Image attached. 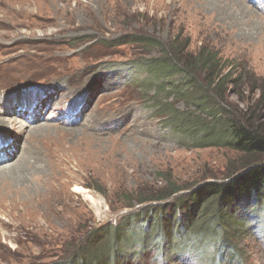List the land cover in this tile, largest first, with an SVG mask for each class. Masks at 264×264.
Wrapping results in <instances>:
<instances>
[{
	"label": "rangeland",
	"instance_id": "rangeland-1",
	"mask_svg": "<svg viewBox=\"0 0 264 264\" xmlns=\"http://www.w3.org/2000/svg\"><path fill=\"white\" fill-rule=\"evenodd\" d=\"M133 34L181 63L200 48L216 52L234 80L224 100L264 128V0H0V115L11 121L0 126V264H67L89 226L136 209L124 197L163 187L160 174L192 182L237 165L238 152L199 146L175 125L214 118L165 84L180 75L149 82L133 67L163 55ZM258 226L231 239L239 264H264ZM213 245L144 249L120 264H205Z\"/></svg>",
	"mask_w": 264,
	"mask_h": 264
},
{
	"label": "trees",
	"instance_id": "trees-1",
	"mask_svg": "<svg viewBox=\"0 0 264 264\" xmlns=\"http://www.w3.org/2000/svg\"><path fill=\"white\" fill-rule=\"evenodd\" d=\"M132 36L130 41L158 47L163 54L134 62L135 69L146 71L149 82L180 75L165 84L172 85L189 106L213 116V124H193L188 115L175 120L183 135L193 137L199 146H225L238 152L240 158L232 169L192 182H178L171 175L160 174L165 181L163 187H142L124 197V207L137 206L136 209L125 213L115 224L109 220L89 226L80 240L81 246L77 245L67 264H120L126 258V262L140 258L144 249L164 255L169 247L177 252L196 247L198 254L197 249L206 247L208 239L215 245L205 264H239L231 239L247 226H264V215H258L264 210V128L251 113L235 115L224 100L225 86L230 83L234 87V80H230L228 64L216 52L200 48L181 63L170 51L167 53L169 49L159 40L146 35ZM100 42L106 45L105 41ZM197 72L203 75V81L198 82ZM163 107L165 104L156 109ZM131 219L137 223L135 229L124 226ZM123 243L125 248H120Z\"/></svg>",
	"mask_w": 264,
	"mask_h": 264
},
{
	"label": "bare ground",
	"instance_id": "bare-ground-1",
	"mask_svg": "<svg viewBox=\"0 0 264 264\" xmlns=\"http://www.w3.org/2000/svg\"><path fill=\"white\" fill-rule=\"evenodd\" d=\"M7 109H6V107H5V109H3V112H5ZM6 122H11L10 121V119H8L7 117H4L3 115H0V126L2 127L3 125L2 124H4V123H6ZM14 152H9L6 156H5V159H9L10 157H13L14 156V154H13ZM30 162V161H29ZM14 168V167H13ZM12 169V168H11ZM15 169H16V167H15ZM23 169V168H22ZM0 170L1 171H4V170H6V168H5V166L4 167H1L0 168ZM10 171V170H9ZM12 171V170H11ZM20 171V170H19ZM80 188L77 186V187H75V190H79ZM74 190V189H73Z\"/></svg>",
	"mask_w": 264,
	"mask_h": 264
}]
</instances>
